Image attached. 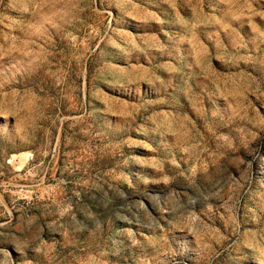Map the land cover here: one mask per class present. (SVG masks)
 <instances>
[{"label": "rangeland", "instance_id": "374dc122", "mask_svg": "<svg viewBox=\"0 0 264 264\" xmlns=\"http://www.w3.org/2000/svg\"><path fill=\"white\" fill-rule=\"evenodd\" d=\"M0 264H264V0H0Z\"/></svg>", "mask_w": 264, "mask_h": 264}]
</instances>
